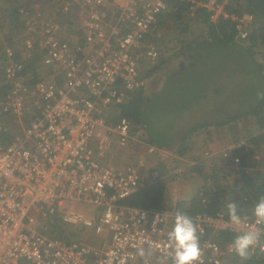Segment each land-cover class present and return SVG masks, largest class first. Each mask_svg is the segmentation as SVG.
Listing matches in <instances>:
<instances>
[{
	"label": "built area",
	"instance_id": "1",
	"mask_svg": "<svg viewBox=\"0 0 264 264\" xmlns=\"http://www.w3.org/2000/svg\"><path fill=\"white\" fill-rule=\"evenodd\" d=\"M181 1L189 2L190 11L203 9L212 24L224 19L233 23L237 42H248L256 28L254 14L228 9L231 0ZM167 4L66 0L64 14L77 9L80 16L74 37L63 34L61 20L40 16L27 21L24 51L6 44L2 72L8 87L0 93V264H153L154 257L173 264L168 232L175 207L121 202L162 179L159 171H144L141 157L122 167L100 160L112 145L141 144L149 153L158 150L144 140L143 127L137 129L120 113L104 112L147 84V65L161 55L159 24ZM243 144L226 148L223 156ZM212 156L206 150L200 166ZM233 160L235 166L241 163L239 156ZM74 202L92 203L98 214L84 218L71 208ZM240 216L239 226L224 209L191 216L201 246L198 264H222L235 253L233 239L255 223L253 214ZM55 217L82 223L95 241L49 233ZM224 231L234 237L224 241Z\"/></svg>",
	"mask_w": 264,
	"mask_h": 264
},
{
	"label": "rangeland",
	"instance_id": "2",
	"mask_svg": "<svg viewBox=\"0 0 264 264\" xmlns=\"http://www.w3.org/2000/svg\"><path fill=\"white\" fill-rule=\"evenodd\" d=\"M65 1L18 0V3L28 4L27 8L29 10L25 15L27 21L39 19L42 13H45V17H47V14L52 15V17L49 15L48 18L65 20L64 23L67 26H63L62 32L64 35H68L70 33L67 29L70 30L77 25L70 22L71 20L67 19L69 17L66 14H62L60 8L64 7ZM6 3V0H0V46L4 47L8 43H14L19 51H24L21 41L25 31L18 24L20 20L14 19L11 12L6 9ZM231 7L238 6L232 3ZM189 18H191L189 15L184 18L187 23H183V25L167 19H162V23L160 20L159 29L162 37L158 39V43L162 55L154 64H148V69L145 71L147 84L142 90V98L146 100L143 102L142 116L143 119L150 121L151 130L145 128L144 140L151 142L149 140L152 133L155 139L153 143L158 148L157 152L149 153L148 147L141 146V144H133L125 148L120 145H112L105 150L103 156H100V160L104 165L112 164L120 167L141 157L145 160L144 171L147 172L148 167L155 168L159 172L162 170L164 173L162 179L169 181L168 192L164 201L165 207H173L182 199L199 196L202 190L208 189L206 186L210 185L212 189L213 183L224 187V192H218V195L223 196V199L232 200L235 198V200H238L240 198L241 194L237 193L239 181H241L239 169L231 164L225 165V161H213V159H209L205 163L202 161L204 165L201 167L199 159L206 150L213 152L219 149L221 153L226 148L233 146L235 143L237 144V142L249 143L248 147L251 149V157L254 160L247 157L248 163H255L256 166L264 169V163L262 164L263 149L259 150V146L252 147L250 143V138L258 131H262V128L259 130V123L252 114H246L226 125H210L208 128L197 131L188 139L184 138L191 128L210 117L224 119L229 118L231 114L238 111L247 112L252 110L256 105L255 88L258 85L257 82L260 81V77H264V41L260 40H256L257 42L254 44L246 42L243 45L240 42L238 45H232L235 49H251L248 54L251 55L250 52H253L254 61L262 66V71H259L257 76L249 73L245 62L240 59L235 64L229 62L227 71L232 73L231 76H228L226 72L219 77L222 65L218 64L217 61L222 52L215 51V49H220L219 45L202 47L205 53L201 56L202 59H200L201 57L198 59V63L196 61L197 65H203L200 69L192 68L188 72L181 70L182 64L189 58H193V56L187 55L188 52L184 51L194 48L209 35V29L204 23L198 18L196 20L191 18L190 23L188 22ZM196 49L195 52H202L201 49L199 51H196ZM185 56L190 57L186 59ZM4 60L2 50H0V85L1 80H3L2 67ZM187 65L185 64V66ZM207 82H211V84L218 82L217 87L222 86V94L224 95L226 92L230 99L227 104L223 101L219 103L218 107L212 112L205 110L206 112L200 111L198 115H193L190 109L187 110L191 107L190 98L195 99V93L199 92V88H203L200 84ZM211 84H206L204 87L209 88ZM151 95L153 96L150 97ZM220 98V96L216 99L212 97V101L220 100ZM111 111L115 112V109L107 108L104 113L107 115ZM9 123L12 126L15 124L11 118ZM133 124L141 126L139 125L141 123L136 124L135 121H133ZM209 129L212 132H207ZM209 138L213 142H217L215 147L218 148L211 145L212 140L209 144ZM220 153L217 155L219 156ZM206 163L207 165H205ZM209 178H212V180H208ZM215 190L216 188L212 189L213 192ZM224 204L225 208L223 209L227 210V203ZM71 208L83 214L84 218L98 214L97 207L92 203L74 202ZM238 211L251 214L253 208L239 206ZM52 226L49 233L53 235L84 239L87 242L95 241L90 229L84 227L82 223H63L55 217ZM153 264H163V262L160 258L154 257ZM222 264L232 263H230V258H224Z\"/></svg>",
	"mask_w": 264,
	"mask_h": 264
},
{
	"label": "trees",
	"instance_id": "3",
	"mask_svg": "<svg viewBox=\"0 0 264 264\" xmlns=\"http://www.w3.org/2000/svg\"><path fill=\"white\" fill-rule=\"evenodd\" d=\"M167 1V6L168 9L165 10L160 18L161 22L162 19H167L168 21L171 20L172 22H175L177 24L183 25L185 22V17L188 15L193 19L200 20L202 23H204L209 29V35L199 42L194 48H191L190 50L184 51L188 52L190 56H193V58H189V60L185 61L182 65L181 70H185V72H188V70H192V68H198L200 69L203 65L198 64V59L204 54L202 47L210 46V45H219L220 46V53L222 54H228L231 50H234L236 53L235 55H238V57L245 62L246 67L248 69L249 73H253L254 75L257 76L259 74V71H262V66L254 61V55L253 52H248L251 49L244 50L240 48H232L235 43V26L233 23L230 21L224 19L220 20L219 23L217 24H212L208 20V14L203 10H197V11H190L189 10V5L188 1H181V0H166ZM6 9L11 12V15L13 16L14 19L18 22L20 27L23 28L24 31H26L27 28V19L25 17L26 13L28 12V4H19L18 0H6ZM232 3L237 4L238 7L232 8ZM62 8V7H61ZM60 8L62 14L63 10ZM228 9L230 11H236L239 13L243 12H248L252 13L255 16V23H256V28L254 29L251 38L248 42L250 43H256L258 40L264 41V0H231L230 4L228 5ZM45 13L41 14V17H43ZM51 14H47V17H49ZM52 17V15H51ZM72 15L67 18L71 19ZM191 18L188 19V22L191 23ZM163 23V22H162ZM257 40V41H256ZM200 47V48H197ZM5 46H0V50H2V56L5 55L4 51ZM197 48V49H196ZM201 51L203 52H195ZM229 50V51H227ZM192 54V55H191ZM162 55V52H161ZM161 55L159 59L161 58ZM250 55V56H249ZM190 56H185L187 57ZM158 59V60H159ZM202 59V57L200 58ZM35 61L36 57H34V60L32 61V67L34 70L35 66ZM197 61V63H196ZM196 63V64H195ZM218 64H222L220 60L217 61ZM185 64L187 66H185ZM152 71V70H151ZM30 72V71H29ZM206 72V71H205ZM228 76H231L232 73L230 71H227L226 73ZM213 81V80H212ZM211 81V82H212ZM211 82L207 83H201L200 85L203 86V88H199V92L197 91L196 98H190L189 103L191 104V107L188 108L187 110L190 109V112H192L193 115H198V112L200 111H205L208 110L209 112H212L216 107H218L219 103L223 101V103L227 104V102L230 99V96L225 92L224 95L222 94V86L217 87L218 82H214V84ZM258 85L255 88V107L252 110H248L247 112H236L233 113L229 116V118H209L206 119L203 122H200L198 125H195L193 128H191L188 132L187 135H185V139H188L191 135L196 133L197 131L203 129V128H208L210 125H217V126H222L226 125L236 119H239L243 117L246 114H252L258 121L259 125V130L261 129L262 131H258L254 136L250 138V143L252 147L254 146H259V150L263 149L264 151V77H260V81L257 82ZM206 84H211L209 88L204 87ZM8 84L6 82H3L1 80V85H0V93L4 92L5 89H7ZM221 88V89H220ZM143 90V89H142ZM142 90L134 91V92H129L127 94V97L125 101L122 103H118L114 109L115 113H120L121 115L129 118L130 120L135 121L136 124L141 125L144 129L147 128L151 130V124L148 119H143V102L146 99L142 98ZM156 94V93H154ZM153 94V95H154ZM151 95L150 97H152ZM191 96V94H190ZM218 96H220V100H215L214 102L212 101V97L216 99ZM227 97V98H226ZM212 107V108H210ZM206 112V111H205ZM111 117V116H110ZM149 123V124H148ZM138 129V126H136ZM9 128L14 131V127L9 123ZM151 133V132H150ZM150 143L154 144V138L152 136V133L150 134ZM183 138V139H184ZM239 142H237L238 144ZM236 144V143H235ZM236 144V145H237ZM248 144H243L241 146H236L233 149H231V155L228 157H224L222 153L218 155H214V157L210 158H204L202 161L208 162L209 159L214 160H219V161H225L226 164H233V156H239L241 158V163L236 166L238 168L239 172L241 173V181H239V188L238 192L240 193L241 196L238 200H235L233 198L232 200H225L223 199V196L220 197L218 195V192H224V187L220 186V184L216 185L213 183V188L216 190L213 192L211 189V186L208 185L206 188L207 190L204 189L202 190L199 196L192 197L191 199H182L177 202L175 207L176 211H184L186 212L189 216H193L197 214L200 211L203 210H208V211H217L220 209L225 208L224 203H228L230 201H235L238 204V207H244V208H254V204L259 200L261 196H264V169L258 167L254 164H249V157H251V149L248 147ZM221 155V156H220ZM248 157V159H247ZM254 160V159H253ZM262 164L264 163V152H263V157H262ZM207 165V163L205 164ZM202 167V166H201ZM160 176H162L164 173L159 172ZM208 180H212V178H209ZM168 183L169 181L167 179H160L157 182L153 184H149L138 191L132 193L131 195L127 196L121 202L123 204L127 205H132V206H137V207H155V208H165L164 201L166 199V195L168 192ZM212 185V184H211ZM240 215H243L242 211H238ZM253 214V212H250ZM220 236L224 241H227L229 239H232L234 235L228 231L221 232ZM215 239H218L217 237ZM226 258H230V263L232 264H264V253L261 252H256L255 255L250 260L246 261H241V259L238 257L236 253L230 254L226 256Z\"/></svg>",
	"mask_w": 264,
	"mask_h": 264
},
{
	"label": "clouds",
	"instance_id": "4",
	"mask_svg": "<svg viewBox=\"0 0 264 264\" xmlns=\"http://www.w3.org/2000/svg\"><path fill=\"white\" fill-rule=\"evenodd\" d=\"M228 216L232 224L239 226L242 218L238 212L237 202L230 201L226 204ZM253 215L255 223L235 236L230 247L241 261L250 260L259 251L264 253V245L260 244L264 235V196L254 204ZM168 240L173 248V264H198L201 257V246L198 229L192 217L186 212L178 210L175 214L173 227L168 232ZM143 255V250L140 251Z\"/></svg>",
	"mask_w": 264,
	"mask_h": 264
},
{
	"label": "crops",
	"instance_id": "5",
	"mask_svg": "<svg viewBox=\"0 0 264 264\" xmlns=\"http://www.w3.org/2000/svg\"><path fill=\"white\" fill-rule=\"evenodd\" d=\"M72 14H68L67 16L68 17H70L71 15H72V19H70L71 21L70 22H72L73 24H76L77 26H75V27H72L70 30L69 29H67L68 31H69V33L70 34H68V36L69 37H74V35L76 34V30H77V28H78V26H79V20H80V16L78 15V11H77V9L75 10H72V12H71ZM63 14H64V12H63ZM65 21V20H64ZM64 21L62 20V21H60V24L62 25V28H63V26H67V25H65V23H64ZM257 26V25H256ZM238 44H240V42H237L236 41V43L234 44V45H238ZM245 43H243V45H244ZM233 48V47H232ZM215 51H217V52H219L220 50L219 49H215ZM227 51H229V50H227ZM203 53V52H202ZM205 53V52H204ZM220 53V52H219ZM235 51L234 50H231L230 52H228V54L226 53V54H222L220 57H219V60L221 61V62H223L221 65H222V69H221V75L219 76V77H221V76H223V74H225L226 72H227V70L229 69V62H230V64H235V63H237V61H239L240 60V58L238 59V55H235ZM158 60H156L155 62H157ZM154 62V63H155ZM153 63V64H154ZM209 131H211L212 132V130L211 129H209V130H207V132H209ZM209 140V144L211 143V140L212 139H208ZM212 142H213V140H212ZM215 143H217V142H213V143H211V145L214 147V148H218L217 146L215 147ZM218 153H220L219 152V149L218 150H215V151H213V155L215 154V155H217ZM222 153V152H221ZM214 157V156H213Z\"/></svg>",
	"mask_w": 264,
	"mask_h": 264
}]
</instances>
